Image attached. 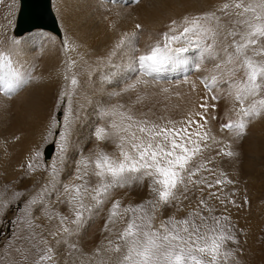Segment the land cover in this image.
Instances as JSON below:
<instances>
[{
	"label": "snow or ice",
	"instance_id": "snow-or-ice-1",
	"mask_svg": "<svg viewBox=\"0 0 264 264\" xmlns=\"http://www.w3.org/2000/svg\"><path fill=\"white\" fill-rule=\"evenodd\" d=\"M140 28L137 24L136 29ZM64 46L68 47L67 40ZM125 47L131 52L127 67L137 75L123 91L138 92L137 102L146 95L139 93L141 88L159 87L161 93H169L170 88L160 83L161 74L169 66L187 65L183 54L196 48L198 59L193 66L197 71L206 61L213 62L212 68L204 69L206 74L199 78L203 87L214 101L221 95L230 99L232 107L228 111L236 116V119L229 118L220 124L221 132H233L240 137L245 134L251 119L264 114V0H229L216 11L172 19L167 30L144 49L138 47L137 32L123 33L115 49ZM75 63L70 61L69 69ZM65 80L69 81L66 88L71 90L60 93L68 108L63 116V130L56 141L57 155L45 166L49 177L47 183L27 201L24 212L28 227L33 226L31 209L34 206L44 208L45 214L52 218L45 199L57 193L59 186L63 190L60 194L71 205L74 219L70 223L76 226L75 230L85 222V213L90 218L94 210L109 201L106 230L111 231L109 225H115L118 218L123 220L128 216L126 227L117 237L118 242L109 240L105 249L120 254L116 264H228L234 252L227 249V244L236 237L229 223L230 217L211 214L213 209L209 207L208 199L214 196L220 199L216 193L209 192L208 199H199L197 206L186 216L177 218L173 215L154 224L157 214L166 207L175 205L178 211L182 210V201L189 198L191 188L206 185L211 189L233 182L225 178L215 179L213 184L202 175L205 172L214 175L209 167L214 157L205 155L214 146L219 149L217 155H236L231 146L208 127V109L216 105H209L207 98L201 97L202 102L198 105L201 111H190L181 121L163 117L152 120L143 113L137 116L131 108L119 104L104 108L99 115L106 123L99 124L93 131L98 142L96 147L87 155L79 154L74 162L73 181L62 184L60 175L71 148L72 95L78 85L75 75L69 77L66 74ZM25 83L27 80L13 65L11 53L0 50V92L11 97ZM183 83L189 84L192 90L197 87L187 75ZM59 123L52 121L49 136ZM102 142L114 143L118 154L104 151L99 147ZM42 156L38 150L29 159L27 168L30 172L41 166ZM146 180L152 199L122 208L121 202L113 198L115 189L143 185ZM199 190L203 192V188ZM89 198L92 203H86ZM220 202L224 203L223 200ZM205 212L209 215H204ZM54 215L59 218V228L51 235L55 237L62 232L71 236L74 229L66 223L68 217L59 213ZM39 244L44 246L32 245L36 253L33 264H52L53 248L43 238ZM69 247L75 250L77 246L71 244ZM95 251L101 253L99 248ZM22 259L27 260V255L22 254ZM97 264L106 262L100 260Z\"/></svg>",
	"mask_w": 264,
	"mask_h": 264
},
{
	"label": "bare ground",
	"instance_id": "bare-ground-1",
	"mask_svg": "<svg viewBox=\"0 0 264 264\" xmlns=\"http://www.w3.org/2000/svg\"><path fill=\"white\" fill-rule=\"evenodd\" d=\"M225 2L229 0H49V8L55 18L57 32L48 28L35 27L18 34L15 28L16 36L13 33L15 14H17L16 2L0 0V50L11 53L14 67L27 80V83L22 84L11 97L0 92V170L4 171L3 179L9 180V177H13L15 174L12 170L18 168L22 170L25 164L22 167L21 162L25 159L29 160L32 153L41 148L53 120L57 121L60 118V123L55 130H63L61 125L68 105L60 98V93L63 90H71L70 87L66 88V85H69V81L65 80L67 74L69 77L75 75L78 85L72 95L71 148L61 171L62 184L73 181L74 162L79 158V154L87 155L96 147L98 142L94 138L93 131L99 124L106 123L99 115L104 108L119 104L124 105L125 108H131L137 116L143 113L152 120L163 117L165 120L181 121L188 112L201 111L198 107L202 102L201 97H206L209 105H216L215 108L208 109V127L236 153L234 157L217 155L219 149L214 146L210 152L205 153L208 157H214L210 166L227 171L237 184L239 192L243 189V187L240 188L243 182L245 186H253L254 181L264 183L262 180L264 178V114L251 119L245 134L240 137L233 132H221L220 124L227 122L229 118L236 119V116L228 111L232 107L230 99L221 95L214 101L203 87L199 78L206 74L204 69L212 68L213 62L206 61L203 68L197 71L193 66L198 59L196 48H190L183 54L188 61L187 65L169 66L161 74L160 83L170 88L169 93H161L159 87L141 88L139 93H146V95L142 101L137 102L138 92L123 91L127 84L136 78L137 73L127 67L130 50L127 47L115 49L121 34L137 32L138 47L144 49L167 30L172 19H179L186 14L216 11ZM217 14L222 15L219 12ZM224 19L227 21L228 18ZM137 24L141 25L140 29H136ZM65 40L68 42L67 48L64 46ZM73 60L76 63L69 69V62ZM185 75L196 82L195 90H192L189 84L183 83ZM59 111H62V114L57 119L55 115ZM213 116L217 119L213 120ZM38 135L39 137L41 135V141L34 145L32 139ZM55 136L53 134V138ZM99 147L108 153L118 154V149L112 142L99 143ZM15 149L20 152L19 161L13 157ZM54 151L55 146L50 157L45 159L54 157ZM51 161L49 160L47 164ZM26 167L27 165L24 168ZM39 174L45 182L47 174L42 175L41 170ZM25 176H20L22 182H27L28 178ZM34 177L35 175L32 174L33 179ZM245 188L249 189V187ZM199 189L198 187L195 190L200 191ZM112 196L123 205L135 204L146 199V196L153 198L147 180L143 185L115 189ZM248 196L249 193L244 197ZM87 202L92 201L89 198ZM110 204L109 201L102 208L94 210L90 218L88 214L80 227L83 229L81 233V229L77 231L74 229L76 231L74 234L79 231V235L74 239L82 242L83 249H90L97 245L101 230V216L109 210ZM174 207L169 206L162 211L164 214L169 212L179 214L187 210L182 207V210L178 211L177 207ZM63 209H67L71 217V205L68 204ZM249 209L247 206L231 211L246 214ZM110 226L114 225L110 224ZM58 244H61L60 241ZM15 256L13 254L12 258L14 259Z\"/></svg>",
	"mask_w": 264,
	"mask_h": 264
},
{
	"label": "rangeland",
	"instance_id": "rangeland-1",
	"mask_svg": "<svg viewBox=\"0 0 264 264\" xmlns=\"http://www.w3.org/2000/svg\"><path fill=\"white\" fill-rule=\"evenodd\" d=\"M15 2L17 7L16 13H18L19 0H15ZM15 15L17 18V14ZM58 27L60 29L59 23H58ZM15 28H16V19L13 25V33ZM14 35L16 34L14 33ZM61 114L62 111L57 112L55 115L57 116L56 118L58 119ZM57 121L60 122V118ZM59 132H60L59 130L54 129L53 134L56 135L55 138H53V135L51 136L48 135L47 138L42 143L41 148L39 147L36 151L39 150L43 153L44 147L49 143H53L55 146V151L53 155L55 154V156L54 157L52 156L51 159L55 158L58 151L56 141H58L57 137L59 136ZM40 138L41 135L40 137L39 135L34 137L32 139L33 140L32 143L36 145L39 141H41ZM14 153H16L15 155L18 156L17 158L14 155ZM14 153H13V157L17 161H19L18 158L20 156V152H18V149L17 151L15 149ZM34 153H32L31 157L33 156ZM51 159L46 160L43 155L40 161L41 166L35 172H30V170L27 167L24 168L29 160L27 159L23 160L21 162L22 167L23 164L25 165L22 168V170L21 168L12 170V173L14 171L16 177L14 174H12L14 176L9 177V180H7V178L6 180L3 179L5 178L3 173L4 171L0 170V264H33L32 262L36 258V253L35 250L32 249V245L38 244L40 247H43L44 245L39 244L42 238L44 240H47L48 245L51 246L54 250L55 255L52 264H73V263L81 264L82 262L84 264H97L98 260L99 261L103 260L106 262V264H116L117 258L120 254L115 252L111 253L109 251H105V249L108 248L109 240H112L113 242H118L117 237L119 235V232L124 227H126L128 216H125L123 220L118 218L119 220L117 219V222L115 223L114 226L109 225V228L111 229L110 232L106 230L104 226L105 225L104 223H106V221L108 220V215H109V211L106 210L107 212L103 213L104 215L102 214L103 216H101V230L98 234V238H99L97 239L98 243L96 242L97 245L93 246L90 249H83L82 242L78 239H74L75 236L79 235V231L76 234H74L77 230L76 231L74 230L72 234L73 239L71 236L70 239H68L69 236H65V234L62 232L54 237L51 235V233L57 231L59 228V218L54 215L55 213H59L60 215L68 217V221L66 223L70 228L76 229V226L70 223L71 220L74 219L73 213L71 214L70 217V212L67 209H63L64 206L68 205V203L66 197L64 195H60V193H62L61 191L63 190H61L59 186L57 193L49 197H46L45 199V206L47 208L48 213L53 214L52 218L50 219L49 215L45 214L44 208L41 209L42 207L34 206L31 209V212L33 216L36 215L37 217L36 216L31 217L33 226L32 228L28 227L27 218L25 217L24 209L26 207L27 201L31 199V197L35 195L43 185L47 183L48 171L46 170L45 166L48 165L47 163L49 160L51 161ZM209 167L213 169L214 175H210L207 172H205V174L204 173L202 174L208 180V182L214 184L215 179L223 180L225 178L233 182L230 184L224 183L222 185H217L211 189L207 188L206 185H200L199 188H203V192L195 190L198 187L191 188L189 193V198L187 200L182 201L183 204L182 207L184 209L187 208L186 211L179 212V214H176L175 212H169L168 214H164L162 211L160 212V214H157L158 220L156 218L154 224L158 225L161 220L167 219L169 216L175 215L177 218H182L186 216L189 210L197 206L199 199L201 198L208 199V193L214 192L216 193L217 196L220 197V199H216L215 196L212 197L211 199H208L209 207L213 209L211 214L215 216L226 215L230 217L229 223L232 227V232H234L236 237L234 241L227 244V249H230L234 252L233 257L230 258L228 264H264V183L254 181L253 186L252 185L245 186V182H243V184L239 183L240 188L243 187L244 189V192L243 189L239 192L237 189L238 187L237 184L234 183L235 181L232 180V177L229 176L227 171L222 169L217 170L213 168L214 167L213 165L212 166L209 165ZM39 170L43 172L42 175L47 174V176H45V178H47L45 182L42 181L43 177L39 174ZM19 172H21L20 175ZM221 173H223V175H221ZM32 174L35 175L34 177L35 179L32 178ZM20 176L21 177L25 176L26 178H28L27 182H22ZM30 177L32 179H30ZM262 180L264 181V178ZM247 181L250 182L249 179H247ZM20 184H22V186ZM37 185H39V187ZM244 186L249 187V189L245 188ZM248 193L249 196L245 198L244 196ZM149 199L150 198L146 196V199L143 200L146 201ZM143 200H141L140 202H136L135 204L132 203L130 205L135 206L138 203L140 204L144 202ZM221 200H223L224 203H221L220 202ZM127 205L126 203L125 205L121 204L122 208L126 207ZM174 206L175 205H173V207ZM247 206L250 209L246 211V214L244 212H240L239 210H238L239 212H235V211L232 212L233 210L245 208ZM110 207L111 204L109 208ZM204 215H209V213L205 212ZM87 217H88V213L87 214L85 213V218ZM82 230L83 229L80 230V233ZM58 241H60L61 243L60 245L58 244ZM70 243L75 244L77 246L75 250L69 247V245H71ZM98 248L101 250V253L97 255L95 250ZM83 253L84 255H82ZM13 254L16 255L14 259L12 258ZM22 254L27 255L29 260L22 259ZM75 255L77 256L79 255V256L78 257L76 256L75 258L74 257ZM18 257L21 259H19ZM80 257H82V259H80ZM83 257L87 261L83 259Z\"/></svg>",
	"mask_w": 264,
	"mask_h": 264
},
{
	"label": "water",
	"instance_id": "water-1",
	"mask_svg": "<svg viewBox=\"0 0 264 264\" xmlns=\"http://www.w3.org/2000/svg\"><path fill=\"white\" fill-rule=\"evenodd\" d=\"M49 7V0H19L15 32L21 34L35 27L57 32V24ZM53 150V143L47 144L43 149L44 157L49 158Z\"/></svg>",
	"mask_w": 264,
	"mask_h": 264
}]
</instances>
